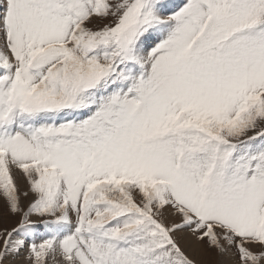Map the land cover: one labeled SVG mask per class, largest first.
<instances>
[{
    "label": "snow or ice",
    "instance_id": "snow-or-ice-1",
    "mask_svg": "<svg viewBox=\"0 0 264 264\" xmlns=\"http://www.w3.org/2000/svg\"><path fill=\"white\" fill-rule=\"evenodd\" d=\"M0 264H264V0H0Z\"/></svg>",
    "mask_w": 264,
    "mask_h": 264
}]
</instances>
